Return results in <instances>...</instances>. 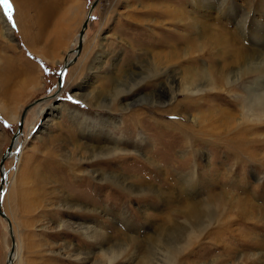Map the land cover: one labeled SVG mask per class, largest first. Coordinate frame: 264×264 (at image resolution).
Segmentation results:
<instances>
[{
    "label": "rangeland",
    "instance_id": "rangeland-1",
    "mask_svg": "<svg viewBox=\"0 0 264 264\" xmlns=\"http://www.w3.org/2000/svg\"><path fill=\"white\" fill-rule=\"evenodd\" d=\"M93 1L22 0L19 11L21 0H11L15 29L0 8V160L32 105L1 163L12 264H86L74 250L87 264H264V121L237 125L240 108L230 96L205 93L195 102L197 94H186L191 102L178 88L170 102L157 96L166 83L155 77L158 57L182 48L167 71L181 81L182 69L195 68L185 62L187 46L211 41L204 25L232 29L227 18L200 0H99L76 52ZM246 1L228 3L251 10L260 0ZM172 9L186 16L171 20ZM254 17L264 21V13ZM197 58L208 65L203 54ZM110 132L124 136L120 148L130 152L91 154L109 147ZM75 154L74 161L91 162L68 163ZM192 208L210 213L196 222ZM88 220L100 224L111 262L70 228ZM10 250L0 216V264Z\"/></svg>",
    "mask_w": 264,
    "mask_h": 264
},
{
    "label": "bare ground",
    "instance_id": "bare-ground-1",
    "mask_svg": "<svg viewBox=\"0 0 264 264\" xmlns=\"http://www.w3.org/2000/svg\"><path fill=\"white\" fill-rule=\"evenodd\" d=\"M95 1L96 0H94L93 2ZM207 1L208 2L205 1L202 2V0H200L199 4L204 5L203 8L207 11L211 10L220 17L221 16L226 17L227 23L229 22L228 24L232 29L226 28L222 25L225 29L221 31L216 26L215 28H212L211 26L204 25V28H206L208 31H211V34H213V36L210 38L211 41L209 42L204 41L202 45L187 46L188 49L184 51V56L187 57L185 62H188L189 60L188 65L190 64L192 67L195 68L186 67L184 70L181 68L182 69L181 81H179L178 77L172 75L170 72L167 71L169 69L168 65L175 64L177 58L181 55L182 48L176 47L177 45L175 46V48L173 47V50L170 52V57L168 58L167 57L159 58L157 56L159 59L158 60L159 66L157 67V70L154 69V72L156 73L155 74L156 80L164 78V80L166 81V83L163 85L164 87H160L159 91L157 92L158 101L170 102L173 99L171 97V91L174 90L177 92L176 90L177 88H178L177 93L178 94L184 93V96H186V98H189L191 102L194 101L203 102L205 97L208 96V94L206 95L205 93H210L212 95L221 94L224 95L225 97L230 96V98L231 97L232 99L234 98L233 100H235V102L239 106L240 113L238 115V118L236 119L237 125H242L248 122V119H251L254 122L264 121V50L261 49L262 43H264V21L262 19H256L254 17V14L256 12L264 13V0H260L259 3L257 2L258 5L251 8V10H244L243 8L241 10L239 8L240 4L239 5L236 4L234 6L235 2L228 3L229 0H207ZM248 3L249 1L247 0L245 4ZM185 13L186 12L182 10L176 9L175 11H173L172 9L170 12V17H171L170 19L180 20L182 17L186 16ZM89 15L91 17L90 8L89 11L87 12L86 18ZM4 26L6 25L4 24ZM3 30L4 33H7V35H9L8 32L9 30L7 28H3ZM246 41L249 46L243 44V42ZM81 42H83V38ZM218 48H220L221 50L219 51ZM75 51L77 52V50ZM199 54H203V56H206L208 62L207 66L203 67V65L199 66L195 64V61L199 59L197 58V55ZM197 87H201V88L196 90ZM234 88L235 89L238 88L239 90L244 91V93L242 94L239 91L240 95L238 96H236V94L231 95V90ZM186 94L193 96L197 94V97L193 101V98ZM223 115H225L227 119L233 118L231 114L229 115V113H224ZM233 119L235 120V115ZM224 121L225 119L222 118V120L220 121L221 125L224 128V130L228 131L230 125L226 121L225 122ZM113 134L114 133L111 132L109 133V138L107 140V144L109 142V147L107 146L108 147L107 148L105 146L107 149H105L104 147V148H100L99 151H96L95 148L93 149L89 148L91 154L96 155V152L101 154L102 152L103 153L107 152L108 155H115V154L127 155L128 152L130 151L127 150V148L126 149L120 148L121 145L126 144L124 141H122L123 140L122 138H124V136L121 135L114 136ZM18 136L17 138H19ZM17 138L12 144V151L15 144L19 143V141H16ZM140 142L141 141L138 140L139 145H133L131 147V149H134L132 151L141 148ZM17 148L18 147L14 148L13 156L16 155ZM76 150H78L80 153L87 152L84 150V148H81L79 146L76 148ZM12 151L11 154L7 156V158L11 157ZM75 157L78 156L75 154L72 158L67 157L66 161H68V163L69 162L79 163L77 165L80 164L85 165L86 162H91V160L82 159L83 158L82 156H80L77 159V161H74L73 159H75ZM95 174H99V173L96 172ZM100 175L101 173L99 174L98 177H100L99 180L100 182H102L104 180L103 177H105V175L104 174H102L103 176ZM75 208L76 210L89 213L85 208L84 209H81L82 207L81 208L75 207ZM192 210L193 211L190 214L191 216L190 219H193V221L196 222L201 221L200 219L202 217L207 218V215L210 213L205 209L206 211L203 210V214L201 215L198 212L199 208H192ZM89 211L94 212V210H89ZM90 220H88L87 223L82 221H78V222L76 221L71 224L70 228L74 232H76L80 237L82 236L85 240L100 245L99 248L101 250L98 253L99 254L104 253L103 255L104 259L106 262L109 263L113 260V256L109 255L110 253L109 250L104 249V246H106V241H107L106 238L100 236V234H98L99 231L96 230V228L100 224L95 223L93 226L92 225L88 226L90 222H94ZM89 228L91 229L90 231ZM14 245L16 244L14 243ZM185 245H188L187 241L184 243V246ZM72 253L74 259L82 261L81 257H83L84 258L83 263L87 264L90 262V258L86 257V255L83 254L82 252H79L78 250H74V252ZM13 255H15V251H13L10 259L7 258L6 264H12Z\"/></svg>",
    "mask_w": 264,
    "mask_h": 264
},
{
    "label": "water",
    "instance_id": "water-1",
    "mask_svg": "<svg viewBox=\"0 0 264 264\" xmlns=\"http://www.w3.org/2000/svg\"><path fill=\"white\" fill-rule=\"evenodd\" d=\"M98 1H99V0H96L95 2H93V3L91 4V6H90V11H92V10L95 8V6H96V4H97ZM89 17H90V15H89V16L87 17V19L83 22L82 27H81V30H80V32H79V34H78V37H79V43H78V46H77V47H78V48H77V49H78L77 52L80 50V47H81V44H82L81 40H82V38H83L84 30H85L86 27H87V24H88V21H89ZM66 69H67V66H66V64H64L63 67L61 68V71H60V73H63V76H64V73H65ZM60 73H59V76H58V86H59V87H62L63 76H61ZM31 106H32V105H29V106L25 107L24 110L22 111L21 116H20V122H19V124H18V128H17V131H16L15 135L13 136V138H12V140H11V143H10L9 147L7 148L6 152L2 155L3 157H2L1 160H0V173H1V174H0V180H1V181H0V194H1V195H2L3 178H4V172H3L2 168H1V163L7 158V156H9V155L11 154V151H12V144H13V142L15 141V139L17 138V136L20 134L21 129H22V125H23V119H24V116H25L27 110H29V108H30ZM0 198H1V197H0ZM0 216H1V217H4V218L6 219V221H7V224H8V231H9V235H10V238H11V251L9 252V257H8V258L10 259V258H11V255H12V253H13V246H14L15 240H14V237H13L12 225H11L9 219H7L6 215H5V214L3 213V211L1 210V200H0ZM9 261H10V260H9Z\"/></svg>",
    "mask_w": 264,
    "mask_h": 264
},
{
    "label": "snow or ice",
    "instance_id": "snow-or-ice-1",
    "mask_svg": "<svg viewBox=\"0 0 264 264\" xmlns=\"http://www.w3.org/2000/svg\"><path fill=\"white\" fill-rule=\"evenodd\" d=\"M0 8L3 10V14L5 15L7 22L11 24L12 28H16V23L13 18V7L11 4V0H0ZM95 19V18H93ZM47 71V69H45ZM63 76V73H60ZM69 100L72 99L71 96L68 97ZM78 103V102H77Z\"/></svg>",
    "mask_w": 264,
    "mask_h": 264
},
{
    "label": "crops",
    "instance_id": "crops-1",
    "mask_svg": "<svg viewBox=\"0 0 264 264\" xmlns=\"http://www.w3.org/2000/svg\"><path fill=\"white\" fill-rule=\"evenodd\" d=\"M18 6H19V9H18L19 11L22 10V9L24 8V5H23V3H22V0H21V3H19Z\"/></svg>",
    "mask_w": 264,
    "mask_h": 264
}]
</instances>
